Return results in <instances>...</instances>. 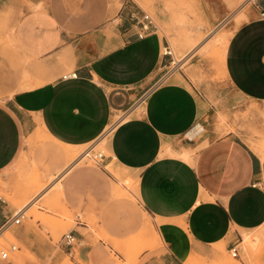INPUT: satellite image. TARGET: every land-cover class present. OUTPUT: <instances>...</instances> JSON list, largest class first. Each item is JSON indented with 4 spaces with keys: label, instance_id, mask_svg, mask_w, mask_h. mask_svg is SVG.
<instances>
[{
    "label": "crops",
    "instance_id": "obj_1",
    "mask_svg": "<svg viewBox=\"0 0 264 264\" xmlns=\"http://www.w3.org/2000/svg\"><path fill=\"white\" fill-rule=\"evenodd\" d=\"M196 1L208 25L238 15V0ZM257 2L264 8V0ZM4 16L14 27L15 53L14 66L7 56L6 87L1 88L12 91L0 100L1 179L12 183L24 141L42 132L35 143L49 140L58 146L54 178L71 210L88 218L90 197L84 194L94 188L91 172L75 170L74 162L64 166L63 157L69 158L67 147L98 142L117 118L103 145L105 169L118 180L107 166L113 162L136 179L132 198L152 218L162 245V253L147 256L143 264H188L191 259L264 264L262 160L234 132H218L206 101L182 75H168L171 59L162 56L163 42L154 29L142 39L137 36L139 11L125 0H0ZM244 17L224 51L223 72L234 97L260 106L264 17L253 5ZM2 199L0 231L17 211ZM80 228L88 230L87 224ZM97 229L124 233L100 222ZM9 231L19 244L16 251L34 261L22 256L0 264H62L64 250L56 251L39 221L33 225L23 218ZM243 234L253 235L251 244ZM74 235L79 244L73 264H110L104 241L95 243L87 237L90 232ZM216 244L222 247L218 255ZM233 246L238 257L223 258L222 251L228 255ZM247 249L252 251L248 256Z\"/></svg>",
    "mask_w": 264,
    "mask_h": 264
},
{
    "label": "rangeland",
    "instance_id": "obj_2",
    "mask_svg": "<svg viewBox=\"0 0 264 264\" xmlns=\"http://www.w3.org/2000/svg\"><path fill=\"white\" fill-rule=\"evenodd\" d=\"M125 1L141 15L146 14L151 18L154 31L162 40L163 46H168L172 51L173 63L170 65L171 71L168 75L173 73L179 77L182 75L187 83L193 86L195 91L206 101L211 114L216 117L218 132L220 134L234 132L251 147L259 146L264 142V104L260 106L246 105L239 98L234 97L230 93L231 88L224 75L222 65L228 41L238 25L244 20V12L249 7L245 4V0H238L239 11L236 12L238 15L233 21L230 16L218 26L206 24L196 0ZM13 29V26L8 25L7 16L0 17V100L3 99V96L12 93V91L8 92L1 88L6 87L4 85L6 84L5 71L8 54L12 59L11 64L14 66ZM16 62L17 58H15L17 67ZM115 125L116 123L98 142L71 149L73 151L69 150L71 156L76 155L74 158L76 160L86 151L92 154V157L82 160L74 168L91 172L88 178L92 181L94 188L84 194L90 197L88 203L91 216L88 218L82 216L77 210H71L60 180H57L58 177L54 178L58 172V155L56 154L58 146L49 140L38 143L29 142L27 139L24 141L18 163L12 170V175L10 174L12 183L8 184L6 178H0V196L16 210L23 207L27 223L34 225L39 221L50 233L56 251H59L58 245L61 237L67 232L79 231L83 235L90 232L91 236L87 237L92 238L95 243L99 240L104 241L106 257L110 264H143L147 260V256L161 254L162 245L152 218L144 212L138 201H135L129 191L124 188L127 187L125 181L130 179L131 186L129 187L136 188V179L127 170L112 162L107 166L111 167L118 175L119 179L117 180L108 173L104 163L97 165L93 160L98 153L107 155L103 145ZM70 160L71 158L63 157L64 166L69 165L73 161V157ZM35 184L42 188L36 187ZM36 189L41 191L38 192ZM53 193L59 197L56 198ZM102 194L105 196L103 197ZM81 197L82 192L80 191ZM96 214H99V219L96 218ZM99 222L101 225L112 228L119 226L124 233L120 235L99 233L102 232V229H97ZM81 223L87 224L88 230L81 229ZM242 238L249 242L253 235L243 234ZM10 245L19 247L9 229L1 230L0 252L7 250ZM115 245L116 248H114ZM77 248L72 257L64 254L62 264H73L71 262L73 257L78 260ZM222 253L223 258L227 256V259L232 261L230 254L227 255L225 251ZM245 253L248 256L252 251L247 249ZM22 256L34 261L32 255L18 251L10 253L9 261L18 262ZM189 263L215 264L193 259Z\"/></svg>",
    "mask_w": 264,
    "mask_h": 264
},
{
    "label": "built area",
    "instance_id": "obj_3",
    "mask_svg": "<svg viewBox=\"0 0 264 264\" xmlns=\"http://www.w3.org/2000/svg\"><path fill=\"white\" fill-rule=\"evenodd\" d=\"M245 4L246 5H253L256 8H258L261 12V16L264 17V8L258 4L257 0H245ZM136 25L140 29V32L137 34L138 38H140V39H142L146 35L150 34L152 32V30L154 29L151 18L146 14H143L141 20H139V21L137 20ZM162 49H163L162 56L163 57H169L171 59V64H172L173 63L172 62V52H171L170 48L168 46H163ZM73 76H75V75H73ZM103 159H104L103 153H98L96 155V157L93 158V160L96 162L97 165H101V163H103ZM0 201L3 202V199L1 196H0ZM23 218H24V209L22 208L20 210H17L9 218H6L4 225H3V230H8L12 226L19 225ZM78 244H79V241H78L77 237L74 235V233L72 231H69L61 237L58 246L64 250V253L66 255L72 257L74 254V250L76 249ZM16 250H17V248L14 245H10L7 250L1 251L0 252V261H2V262L8 261L10 253H12ZM229 254H230L232 259L237 258L238 257V247L233 246L232 248H230Z\"/></svg>",
    "mask_w": 264,
    "mask_h": 264
},
{
    "label": "bare ground",
    "instance_id": "obj_4",
    "mask_svg": "<svg viewBox=\"0 0 264 264\" xmlns=\"http://www.w3.org/2000/svg\"><path fill=\"white\" fill-rule=\"evenodd\" d=\"M189 51V50H188ZM172 52V51H171ZM182 57V56H181ZM181 59V58H180ZM178 62V61H177ZM116 120V122L115 123H117L118 121H119V119H115ZM36 133V132H35ZM42 133V132H41ZM40 132H38L37 134H35V135H32V136H30L28 139H27V141H29V142H32V143H35V141H37L38 139H40L41 137H42V134H41ZM73 148H76V147H67V149H68V154H69V159L71 158V160H72V157H73V161H71V162H74V163H80V162H82V160H84V159H86L87 157H92V154L88 151H86L83 155L81 154L80 155V157H78L77 158V160L76 159H74V158H76V155L74 156V155H70V152H69V150L70 151H73L74 149ZM71 149H73V150H71ZM252 149L254 150V152L256 153V154H258V156L260 157V159L262 160V163H263V165H264V142H262L261 144H259V146H252ZM188 156V155H187ZM187 156H186V154L183 156L184 158H186L187 159ZM22 160H24V159H22ZM190 160V159H189ZM26 161V160H25ZM44 176V175H43ZM31 177H32V175H31ZM34 177V176H33ZM58 177V176H57ZM61 177V176H60ZM59 177V178H60ZM30 179V178H29ZM32 180H33V178H32ZM58 180V179H57ZM129 181H131V179L129 180ZM129 181H126V185H127V187L125 186L124 188H126L128 191H129V194L131 195V197H133V198H135L136 197V195H135V188L134 187H129V186H131L130 184V182ZM120 182H122V181H120ZM40 184V183H39ZM33 185V184H32ZM123 185V184H122ZM28 186V185H27ZM35 186H36V184H35ZM44 186V185H43ZM60 186V185H59ZM58 186V187H59ZM32 187V186H31ZM36 187H38V186H36ZM52 187V186H51ZM57 187V188H58ZM38 188H42V187H38ZM129 188H130V190H129ZM28 189V188H27ZM31 189V188H30ZM29 189V190H30ZM55 189V188H54ZM59 189V188H58ZM34 190H35V188H34ZM33 190V191H34ZM37 190V189H36ZM40 190V189H39ZM121 190V189H120ZM38 191V190H37ZM41 191V190H40ZM40 191H38V192H40ZM51 191V190H50ZM49 191V192H50ZM52 191H54V190H52ZM59 191H61L60 189H59ZM122 191H125V190H122ZM29 192V191H28ZM31 192V191H30ZM45 192H46V189H45ZM49 192H48V194H49ZM122 193V192H121ZM128 193V192H127ZM43 194V193H42ZM54 194V193H53ZM38 195H40V194H38ZM44 195H46V194H44ZM55 196H56V198H58L59 197V195H57L56 193L54 194ZM24 196H26V195H24ZM27 196H28V194H27ZM29 196H30V194H29ZM58 196V197H57ZM26 198V197H25ZM28 199H29V197H27ZM40 198V197H39ZM38 198V199H39ZM27 199V200H28ZM32 199V198H31ZM26 200V199H25ZM37 201V200H36ZM35 201V202H36ZM33 205V204H32ZM33 207V206H32ZM23 208V207H22ZM63 218V217H62ZM150 228H151V225H150ZM152 229V228H151ZM248 243V242H247ZM250 243V242H249ZM245 244V243H244ZM251 244V243H250ZM255 244V243H254ZM245 246H249V244H245ZM114 248H116V245H115V247ZM221 248L222 247H220V245L219 244H216V245H214V249H213V252L215 253V254H217L219 251H221ZM249 248H250V246H249ZM213 253V254H214ZM214 254V255H215ZM218 255V254H217ZM188 264H191V263H188Z\"/></svg>",
    "mask_w": 264,
    "mask_h": 264
}]
</instances>
